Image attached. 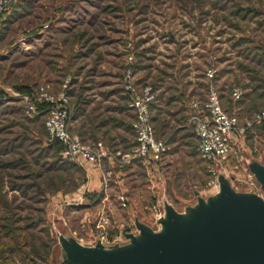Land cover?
Returning <instances> with one entry per match:
<instances>
[{
    "label": "rangeland",
    "instance_id": "1",
    "mask_svg": "<svg viewBox=\"0 0 264 264\" xmlns=\"http://www.w3.org/2000/svg\"><path fill=\"white\" fill-rule=\"evenodd\" d=\"M261 48L264 0H11L0 17V264L58 261L55 244L48 258V224L65 225L80 243H92L104 231L110 243L113 232L134 228L133 211L154 223L152 207L162 189L179 211L180 200L208 190L216 167L198 153L187 124L189 105L204 99L213 82L229 99L233 89L241 90L242 99L231 106L241 119L264 108V87L255 89L252 73L239 66L253 67L243 56ZM128 79L159 99L153 124L167 151L154 171L134 161L140 188L136 205L124 207L116 187L99 202L89 198L85 165L64 157L44 116L35 118L44 113L40 87L62 92L70 130L97 133L93 138L109 152H126L105 142L132 139ZM30 104L36 112H29ZM254 127L221 163L232 183L245 189L246 159L264 157V126ZM151 180L159 187H149ZM102 219L104 230L97 227Z\"/></svg>",
    "mask_w": 264,
    "mask_h": 264
},
{
    "label": "water",
    "instance_id": "2",
    "mask_svg": "<svg viewBox=\"0 0 264 264\" xmlns=\"http://www.w3.org/2000/svg\"><path fill=\"white\" fill-rule=\"evenodd\" d=\"M215 167L216 186L194 190L180 211L162 189L154 223L133 211L134 228H121L110 243H80L65 225L51 224L60 255L51 264H264V157L246 159L256 190L235 186L220 162Z\"/></svg>",
    "mask_w": 264,
    "mask_h": 264
},
{
    "label": "built area",
    "instance_id": "3",
    "mask_svg": "<svg viewBox=\"0 0 264 264\" xmlns=\"http://www.w3.org/2000/svg\"><path fill=\"white\" fill-rule=\"evenodd\" d=\"M11 0H0V17L7 9ZM215 69L210 68L206 73L211 80ZM130 96V107L134 113L132 129L135 135V145L126 152L115 154L109 152L102 142H84L77 133L69 130V111L67 98L62 92L57 94L49 93L45 88L40 87L38 105L46 115L44 126L52 140L58 141L62 147V155L66 158L85 165V169L100 166L103 158L115 161L119 166L129 165L135 160L140 161L146 168L156 166L162 160L167 151L165 140L157 139L150 118V104L154 100V94L150 87L138 88L135 82L128 79L125 86ZM234 101L241 99L242 92L235 88L231 91ZM43 105V106H42ZM29 112H36L32 104L28 107ZM264 123V110L255 113L251 118L240 120L236 113H229L222 105L220 93L213 82L207 86L205 99H195L189 105L187 113V124L195 134L199 155L215 167L216 161L223 163L229 158L234 145L238 140L243 139L248 129ZM112 176L111 170L106 171L103 183L108 185ZM250 184L249 189L256 190L252 176L247 173ZM210 188L216 186V179L209 183ZM248 188V187H247ZM121 206L127 207L128 200L123 195L117 196ZM153 216H159L157 202L152 207ZM106 219H102L97 225L104 230ZM95 238L108 243L105 232L95 233ZM111 240V239H110Z\"/></svg>",
    "mask_w": 264,
    "mask_h": 264
},
{
    "label": "trees",
    "instance_id": "4",
    "mask_svg": "<svg viewBox=\"0 0 264 264\" xmlns=\"http://www.w3.org/2000/svg\"><path fill=\"white\" fill-rule=\"evenodd\" d=\"M4 13V12H3ZM2 13V14H3ZM261 50L264 52V50L261 48ZM260 49H255V51L258 53V52H260L261 51ZM257 53H254L250 58L248 57V56H246V55H244L243 57H244V60H247L249 63H251L252 65H253V67H250V66H243V64H241V63H239V66H242V69H244L245 71H247L248 73H252V78H251V81H255L256 82V86H255V89H256V87L257 88H262V87H264V86H261L263 83H264V54L262 55L261 54V52H260V54H257ZM250 54H252V52L250 53ZM249 54V55H250ZM239 55V54H238ZM261 77H262V79H261ZM260 79V80H259ZM260 82L259 84L257 83V82ZM261 87H260V86ZM219 93H220V98H221V103H222V105L227 109V111L229 112V113H233L234 111H232V110H234V109H232V105L233 104H235V102L236 101H234L233 99H232V97L230 96V99L229 98H226L225 96H224V94H221V92L219 91ZM243 97V96H242ZM242 97H241V99H242ZM164 98V97H163ZM240 99V100H241ZM232 100V101H231ZM239 101V100H238ZM234 102V103H233ZM241 102V101H240ZM239 102V103H240ZM244 102V101H243ZM158 103H159V99L158 98H155V100L150 104V114H151V118H150V121H151V124H152V126H153V129H154V134H155V137L157 138V139H162V140H164L162 137H160L159 135H157L156 134V132H155V128H154V121L156 120L155 119V115H154V112L157 110V106H158ZM259 105V104H258ZM234 108V107H233ZM261 110H264V108H259V109H257L256 111H253L252 113H250V114H248V115H246L244 118H251L255 113H257V112H259V111H261ZM234 113H236V115L238 116V118L241 120V118H240V114L236 111V112H234ZM42 116H44V121H45V117H46V115L43 113V114H41V115H37V117L35 118V119H38V118H40V117H42ZM70 118H71V115L69 114V122H70ZM134 118H135V116H134V113H133V117H132V121H134ZM260 125H263L264 126V123H262V124H260ZM260 125H257V126H260ZM257 126H255V127H257ZM254 127V128H255ZM131 128V130H132V127H130ZM252 129V128H251ZM251 129H248L247 131H246V133H245V136L247 135V133H248V131L249 130H251ZM69 130H70V128H69ZM71 132H74V133H77L79 136H80V138H81V140L82 141H84V142H90V143H95L96 142V139L97 138H92L91 140H88V139H86L85 137H84V134L82 133V132H80L78 129H74V130H70ZM133 132V131H132ZM244 136V137H245ZM119 137V136H118ZM131 137H132V139L131 140H128V137H123L122 139L120 138L119 140H109L108 142H105L106 143V146H108L109 147V149H111L112 151H116V150H119V149H121V150H123V151H126V150H129L132 146H134L135 145V135H134V133H133V135H132V133H131ZM110 141H112V142H110ZM115 142H117V143H119L118 145H116L117 143H115ZM54 143L57 145V147H58V149H59V151L61 152V154H62V151H63V147H62V145L58 142V141H54ZM120 145H122V148H118V146H120ZM71 165V164H70ZM71 166H73V165H71ZM83 182H84V180H83ZM103 191H100V192H92V193H88V197L89 198H93V201H96V202H99V198H103ZM157 202V201H156ZM128 206V205H127ZM49 225V229H50V234H51V238H50V241H51V250L49 251V254H48V258H51V256H52V252H53V247H54V244H55V234H54V232H53V230H52V228H51V225L50 224H48ZM119 229V228H118ZM126 230H131V229H126ZM119 232L118 233H120V230H118ZM110 237L112 238V239H114V238H117V237H119V234H118V236H117V233H115V232H113V234H110ZM48 260L49 259H47L44 263H40V264H47L48 263Z\"/></svg>",
    "mask_w": 264,
    "mask_h": 264
},
{
    "label": "crops",
    "instance_id": "5",
    "mask_svg": "<svg viewBox=\"0 0 264 264\" xmlns=\"http://www.w3.org/2000/svg\"><path fill=\"white\" fill-rule=\"evenodd\" d=\"M30 44H32V43L31 42L28 43L29 47L32 46ZM204 99H202V100H204ZM243 103L244 102H242V104ZM242 104H240V105H242ZM234 112H236V110H234ZM95 115H97V114L94 113V116L92 115V117H96ZM243 119L244 118H242L241 120H243ZM77 120L78 119H73L71 125H73L75 123V121H77ZM93 120H94V118H93ZM94 135L97 136V133H95ZM94 135H93V137H95ZM84 137L85 138L87 137L86 139H88V140H91L93 138L92 136L89 137L85 134H84ZM111 140L116 141L117 139L114 137V139H111ZM110 142H112V141H110ZM139 163H141V162L139 161ZM135 165H136L135 162H133L129 165L119 166L112 159L103 158L100 162V166L91 167V168L86 169L84 177H85V185L87 186L88 192L91 193V192L104 191V193L106 194V190L112 189L113 187H116L119 190L118 195L123 194L127 198L129 206H130L131 202L136 205V203H135L136 201L134 199L135 198L134 193L135 192L137 193L138 189L140 188V185L137 184L136 183L137 180H135V178L137 177V174H135V170H134ZM143 167H145V166L143 165ZM157 168H158V166L156 165V166H151L149 169L154 171V170H157ZM108 170H111L112 176L109 180L107 189H103L102 182H103L105 173ZM153 174L154 173H152L151 176ZM157 176L158 175L155 173V177H157ZM151 182H152V184L149 187H154V186L157 187L159 185L158 183H156V185H155L153 183V180H151ZM131 185L133 186V188H131ZM114 196H115V194H114ZM115 197L117 198V195ZM104 198H102V199H104ZM154 203H156V201H154ZM137 204H138V202H137Z\"/></svg>",
    "mask_w": 264,
    "mask_h": 264
}]
</instances>
